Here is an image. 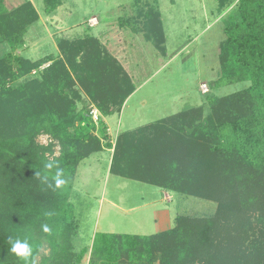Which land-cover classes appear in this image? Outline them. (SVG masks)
Wrapping results in <instances>:
<instances>
[{"label":"trees","instance_id":"obj_1","mask_svg":"<svg viewBox=\"0 0 264 264\" xmlns=\"http://www.w3.org/2000/svg\"><path fill=\"white\" fill-rule=\"evenodd\" d=\"M42 2L47 12L59 4ZM236 12L223 29L216 83L249 85L206 98V115L203 106L190 107L104 147L113 148L111 175L174 194L172 227L148 236L96 233L90 247L78 249L68 203L79 164L102 151L95 134L105 130L78 104L85 96L104 117L119 113L135 91L122 66L95 38L59 40L62 61L21 83L40 63L10 53L0 58V264H81L86 254L88 264H264V0H238ZM140 18L145 40L164 55L157 6ZM38 19L30 1L9 7L0 0V43L22 47ZM40 135L50 142L39 144ZM49 162L63 170L58 189ZM185 198L216 208L193 217L182 207ZM9 237L26 240L31 255L13 254ZM44 244L48 255L36 263Z\"/></svg>","mask_w":264,"mask_h":264},{"label":"rangeland","instance_id":"obj_2","mask_svg":"<svg viewBox=\"0 0 264 264\" xmlns=\"http://www.w3.org/2000/svg\"><path fill=\"white\" fill-rule=\"evenodd\" d=\"M24 1L32 3L38 21L27 28L22 47L12 50L6 43H0V58L10 53L40 63L38 69L27 73L19 83L40 77L52 62L62 61L57 48L59 40L95 38L119 64L117 57L127 61L129 72L136 74L132 84L139 87L119 113L110 117L100 114L105 130L95 135L103 149L82 161L76 170L68 194L78 224L76 247H90L96 233L154 234V213L162 216L167 211L174 216L175 200H163V191L154 186L111 175L108 169L113 148L104 147L107 144L113 147L122 132L154 124L195 102L197 107L203 106L206 115V98L223 97L249 85L216 83L219 48L225 40L223 29L236 18L238 0H58V7L52 12H47L42 0H6V4L17 7ZM154 5L161 14L166 40L164 55L144 38L140 15ZM202 84L208 89L205 94L200 90ZM91 107L96 108L84 96L77 109L89 114ZM36 140L42 145L50 142L45 135ZM53 143L56 157L59 147ZM108 203L117 207L111 208ZM209 203L185 198L182 207L193 217H208L216 208L215 203ZM121 209L132 210L123 214ZM47 255L44 244L35 262ZM88 260L86 254L81 264H88Z\"/></svg>","mask_w":264,"mask_h":264},{"label":"crops","instance_id":"obj_3","mask_svg":"<svg viewBox=\"0 0 264 264\" xmlns=\"http://www.w3.org/2000/svg\"><path fill=\"white\" fill-rule=\"evenodd\" d=\"M159 10V9H158ZM160 13V12H159ZM160 16H161V14H160ZM162 21V20H161ZM164 37H165V35H164ZM164 44H166V40H165V43ZM119 62H120V64L122 65V67H123V69L126 71V73L129 75V77L131 78V81L133 82V79H134V76L136 75L135 73H130L129 72V69H128V66H127V61L125 60L124 62L122 61V60H120L118 57L116 58ZM129 68H130V66H129ZM130 73V74H129ZM134 84V83H133ZM139 87H137V88H135V90L136 89H138ZM129 99V98H128ZM127 99V100H128ZM126 103V102H125ZM194 104V105H193ZM197 105V102H195V103H192V104H190V105H188L187 106V108H190V107H195ZM187 108H185V109H187ZM107 131H108V129H107ZM157 188V187H156ZM160 189V188H159ZM161 191H163V195H162V199L163 200H165V201H167V202H171V200L173 199L174 200V194L173 193H171V192H169V191H166V190H162L161 189ZM167 193H170V194H167ZM110 206H111V208H116L117 207V205L116 204H114V203H108ZM122 210V213L124 214H128L132 209H121ZM166 213H163V215L162 216H157V213L155 212L154 213V218H153V220H152V223H153V226H154V228H155V230H156V232L155 233H158V232H162V231H165V230H167V229H169V228H171L172 227V225H173V220H174V218H175V215H176V212L174 211V216H173V214H171V213H169V212H167V211H165ZM160 227H162V228H164V229H161ZM160 229V230H159ZM154 233V234H155ZM118 234V233H117ZM133 235V234H132ZM150 235H152V234H150ZM148 236V235H147Z\"/></svg>","mask_w":264,"mask_h":264},{"label":"clouds","instance_id":"obj_4","mask_svg":"<svg viewBox=\"0 0 264 264\" xmlns=\"http://www.w3.org/2000/svg\"><path fill=\"white\" fill-rule=\"evenodd\" d=\"M53 167L56 168V173H55V177H54V180H55V188H60L62 185H64L65 183V180L62 179V176H63V170L60 169L58 167V165L54 162H49L47 164H45V168L46 169H52ZM37 176H39V173L36 174ZM44 181L46 182L47 181V177H43ZM50 187L52 185H49ZM43 231L45 233H49L50 232V229L47 225H44L43 226ZM9 243L11 244V252L13 254H15L17 257H20V258H24V259H27L30 255H31V247L30 245L28 244V242L25 240V241H22L20 239H13L12 237H9Z\"/></svg>","mask_w":264,"mask_h":264},{"label":"built area","instance_id":"obj_5","mask_svg":"<svg viewBox=\"0 0 264 264\" xmlns=\"http://www.w3.org/2000/svg\"><path fill=\"white\" fill-rule=\"evenodd\" d=\"M200 90H201L202 94H205L208 92V89H207L206 85H204V84L200 85ZM88 117L91 120V122L94 124V126L96 128H98L99 123H100L101 118H102L99 111L96 108L91 107V110L88 114Z\"/></svg>","mask_w":264,"mask_h":264}]
</instances>
